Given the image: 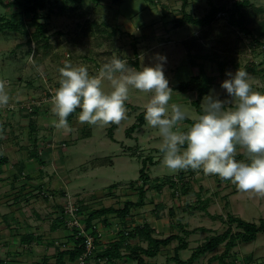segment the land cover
<instances>
[{"label": "rangeland", "instance_id": "374dc122", "mask_svg": "<svg viewBox=\"0 0 264 264\" xmlns=\"http://www.w3.org/2000/svg\"><path fill=\"white\" fill-rule=\"evenodd\" d=\"M4 1L9 3L14 0ZM242 1L248 2L240 13L246 27L254 29L260 23H264V0H188L186 11L196 18L204 17L209 12L211 3L215 6H225L228 12L226 15H218L215 22L207 27L187 24L178 28H174L173 22L177 17L182 16L183 0H122L120 5L116 0H77L75 3L51 0L48 8L40 12L42 16L40 22L45 24L50 38L48 48L38 47L35 42L29 43L30 35L35 31L31 15L23 14L20 7H0V15L14 21L17 25L23 24L17 31L8 28L0 30V79L8 82V91L12 97L11 106L0 109V128H2L0 160L6 159L9 152H12L14 157L13 161L2 164L0 173V255L2 260L9 261L14 258L11 252L3 250L5 229L1 223L2 220L14 221L19 226L23 223L32 225L31 221L35 223L32 228H36L44 235L41 243L36 245L39 247L35 251L38 259L36 263L39 261L43 263L50 261L51 255L57 254L59 251L57 248L64 243L59 242L58 245L54 243L53 246L49 244L50 241L58 240L52 228L53 224L56 225L55 217H58L65 207L77 205L84 210L82 212L84 217L101 208L122 209L128 201L138 202L140 190L143 189L147 192L145 202L141 206L130 208L126 217L129 220L126 219L123 223L116 214H111L93 221L103 237L96 244L94 254L87 258L84 264H111L102 256L103 251L120 237L123 229L147 225L151 229L152 226L155 227L154 237L180 235L189 243L188 249L180 253V258L187 260L199 245L213 235L223 234L229 228L225 222L229 214L256 224L264 219V198L241 193L230 181L221 180L215 175L206 176L202 170L199 174L192 169L171 172L164 167L162 153L159 151L161 140L158 131L148 126L146 121L133 131L136 135L133 141L125 140L126 130L133 123H138L137 116L146 110L144 106L150 99V94L141 93L135 89H130L129 99L125 104L127 118L120 123V129L117 132V139L120 142L134 146L131 152L133 160L129 167L120 165L119 171L116 168L109 172H97L99 175L94 178L95 191L84 190L70 196L67 192L62 195L61 191H55L56 195H54L49 189L44 190L41 186L39 188L36 181L40 179L29 178L30 175L25 173L30 165L33 167L35 163L37 164L36 161L31 163L28 161L31 152L37 150L34 139L39 124L36 122L41 120L39 118L41 112L51 111L52 90L59 86L58 69L66 61L74 66L84 65L90 74H95L107 58L114 54L126 59L127 62L138 59L141 67L155 66L159 62L157 58L159 54L166 57L164 73L172 90L181 83L189 81L193 76L199 75V66L202 65L206 74L216 79L211 95H218L222 100L228 99L226 91L221 88V83L229 78L226 73L234 74L239 68L249 74V82L253 90L264 92V36L257 42L255 38L241 32L240 28L229 24L230 11L234 9L236 2ZM148 24L151 27L146 28ZM118 26L126 31L120 32ZM167 27H173L170 34ZM114 30L119 31L118 34L113 33ZM136 33L142 36L154 34L153 38L157 46L151 49L146 47L141 50V56L137 55L134 45L138 43L137 39L140 36L135 37ZM184 41H188L187 46L183 45ZM189 52L194 57L193 64L188 57ZM33 54H35L36 65L40 66L43 75L29 61V57ZM220 64L225 67V70H221L223 67ZM196 98V92L173 90L170 104L177 103L185 106L189 112L188 119L193 121L199 115L192 104ZM29 105L32 106L28 109H34L33 106H36V110H28L26 106ZM184 124L188 125L186 122ZM48 125L44 129L45 137H49L46 134L52 128ZM96 127L97 135L94 142L101 146L102 134L105 135L104 129L110 128L111 125L103 128ZM72 148L73 145L70 151ZM114 149L110 150L108 155L119 153ZM243 158V155L237 156V159ZM145 159H147L146 175L150 177L148 182H144V178H140L139 175ZM118 163L119 161L116 165ZM21 167L25 171L21 178V181L25 182L24 185L17 184L19 181L12 182L7 176L10 170L19 172ZM179 173L184 175L185 184L182 187L186 185L187 187L177 193L170 180L177 177ZM44 177L42 175V178ZM120 180L129 184L119 185ZM110 184L116 186L106 191L108 188L106 186ZM185 188H189L190 192H185ZM97 189L100 190L97 191ZM55 196H63L61 198H64V201L54 204ZM204 204H207L206 210L202 208ZM54 214L57 215L54 216ZM163 227L166 229L162 230ZM157 228H160V233ZM64 230L69 232L67 237L73 235V231L66 225ZM232 231L236 233L241 229L233 224ZM186 232L191 233L187 235ZM61 233L62 236L65 235L63 230ZM129 241L131 245L136 243L143 247L148 245L143 239H129ZM176 246L178 242L174 241L170 247L161 249V253L156 258L147 259L146 264H175L172 258ZM224 251L223 244L213 252L202 256L194 264H220L218 260L212 259ZM122 254L123 258L116 260L115 264H135L128 259L127 251H122ZM76 262L67 264H78ZM227 262L264 264V233L258 234L252 242H239L231 251Z\"/></svg>", "mask_w": 264, "mask_h": 264}, {"label": "clouds", "instance_id": "9594fccd", "mask_svg": "<svg viewBox=\"0 0 264 264\" xmlns=\"http://www.w3.org/2000/svg\"><path fill=\"white\" fill-rule=\"evenodd\" d=\"M35 54L29 61L36 65ZM155 66L139 70L118 55L107 58L97 73L66 61L58 69V87L52 90L50 125L70 132L68 117L79 109L78 121L90 126L119 125L127 118L130 89L150 94L144 119L158 131L162 164L171 172L192 169L230 181L241 193L264 198V92L253 90L242 68L221 83L228 99L206 95L191 124L187 108L171 103L173 90L164 73L166 57L157 54ZM41 75L43 73L41 72ZM8 82L0 79V109L11 106ZM2 131V128H0ZM243 155V159H237Z\"/></svg>", "mask_w": 264, "mask_h": 264}, {"label": "trees", "instance_id": "16d2710c", "mask_svg": "<svg viewBox=\"0 0 264 264\" xmlns=\"http://www.w3.org/2000/svg\"><path fill=\"white\" fill-rule=\"evenodd\" d=\"M51 0H14L9 3H5L4 0H0V7L5 8H14V7H20L22 8L23 14L31 15V22L32 25L35 28L34 33L30 35L29 43L35 42L39 46L49 47L50 46V38L47 35V31L45 29V24L41 23L40 20L42 18L41 13L42 11H45L48 8V5ZM66 2H77V0H64ZM82 1V0H81ZM117 2L120 0H116ZM248 5L247 1L242 2H236L234 4V9L230 11L229 13V24L232 26H236L240 28L241 32L244 34H247L258 42L259 38L264 36V23H260L258 27H254V29H249L246 27L245 20L242 16L241 10ZM188 6V0H183L182 4V16L180 18H177L174 20V26L176 28L183 27L187 24H191L194 26L199 27H207L213 24L217 18L218 15H226L228 12V9L225 6H215L211 3V8L209 12L202 18H196L192 16L189 12L186 11V8ZM23 26V24H21ZM14 23L12 20H7L4 16L0 15V30H4L6 28L17 31L20 30V26ZM117 31H113L115 33ZM184 46L188 45V41L183 42ZM264 45V44H263ZM135 48V45H134ZM136 49V48H135ZM136 54L137 50H135ZM188 57L191 60V63L194 62L193 55L188 53ZM128 66L133 67L136 69H140L141 65L138 59L136 60H130L128 61ZM221 70H225V67L220 64ZM200 74L197 76H193L190 78L189 81L181 83L179 86L175 87L173 90L179 91V92H196L197 98L192 102L193 106L196 108L198 114H201V103L203 101V98L206 95L210 94L211 89L214 87L216 83V79L213 76H209L206 74V72L203 69V66H199ZM170 87V85H169ZM79 109H77L76 112H78ZM146 110L141 112L137 116L138 123H135L132 127H130L127 131V134L133 132L138 127L142 126L145 123L144 119V113ZM74 112L71 114L68 119L76 113ZM186 122L188 124H191L193 121L190 119H187ZM117 125L111 124V127L109 128V135L113 137V132L115 129H117ZM6 162V159L0 160V173L2 172L1 166ZM146 164L147 159L143 161V168L140 171V178H144V182H148L150 177L146 175ZM183 174L179 173L177 177L183 178ZM171 185H173V180H170ZM184 187H187L184 186ZM182 187V188H184ZM189 188H185V192H190L188 190ZM145 196H146V190H140V199L138 202L128 201L125 206L122 209H116L113 207L108 208H101L99 210H95L91 212L89 215L87 214L86 218V226L87 228L92 227V223L96 218L107 216L111 214H116L118 218L121 219V221L124 223L126 221V217L130 211L131 207H138L144 204L145 202ZM204 210L207 209V204H204L202 207ZM84 210L80 208V212L82 213ZM61 221L63 222V225L65 226V215H64V209L61 213ZM225 222L229 225V228L221 235H213L210 237L205 243L202 245H199L192 253L191 257L184 261L180 258L179 252L182 250H185L188 248V242L184 239V237L180 235H171L165 239H159L153 236V233L155 232L153 229H151L149 226L145 225L143 227H134L130 229H123L120 233V237L114 241L105 251H103L102 256L108 260L111 264H115L114 262L116 260H119L123 258L122 251L128 252V259L132 262H135V264H146L147 259H153L156 258L163 247L170 246L174 241H177L179 244L175 248L174 252L175 255L172 258V261L175 264H194L197 260H199L202 256L206 255L207 253H211L214 250H216L221 245H225V251L218 256L213 257L212 260H218L220 264H237L235 262H227V258L230 257L231 251L238 245L239 242L249 243L254 241L257 238V235L260 233H264V219L260 221L259 224L251 223L243 220L242 218L233 216L229 214L227 216V220ZM235 224L241 231L233 233L232 231V225ZM191 232H186L187 235H189ZM76 231L73 232V235L70 237V239L75 243L73 248L70 249H63L59 250L57 254L55 255L56 264H67L65 261L68 259L69 262H76L79 260L80 256L84 252V248L81 245V243L84 241V237H81L79 239H76ZM143 239L148 243L147 247H143L141 244L136 243L134 245L130 244L129 239ZM99 242V240L96 242V244ZM46 259V258H45ZM2 264V262H0ZM41 264H47V261H44Z\"/></svg>", "mask_w": 264, "mask_h": 264}, {"label": "crops", "instance_id": "0c3cea01", "mask_svg": "<svg viewBox=\"0 0 264 264\" xmlns=\"http://www.w3.org/2000/svg\"><path fill=\"white\" fill-rule=\"evenodd\" d=\"M121 3H122V0L117 2L118 5H120ZM149 27H151L150 24H148L146 28H149ZM172 28L173 27L171 28L167 27V30H169V34ZM118 29L121 30L120 32L126 31L120 28L119 26H118ZM118 32L119 31H117L116 33L118 34ZM153 35L154 34L152 35L147 34L146 36H142V35H139V33H136L135 37L138 38V36H140L137 39L138 43L135 45V48H136L135 50H137V53H139L138 54L139 56L142 55L141 53L142 49L146 47L147 49H151V47L157 46V43L155 42L156 40L153 38ZM209 95H211V91ZM79 111L80 110H78V112H76L71 117V119L70 118L68 119L69 125L71 127L70 132L57 131L56 129L52 127L49 130L50 132H47L46 134V135H49V137L48 136L45 137V131H44V129L46 128L45 126H47L49 123L48 126L51 127L50 121L55 119L56 117L51 115L52 114L51 111L41 112L39 116L41 120H38L36 122L37 124H39V128L38 129L36 128V131L37 130L38 131L37 133H35L36 136L34 139V141L36 142V147H37L36 149L39 150V152L37 150L36 152H33V153L31 152L28 158L29 159L28 161L30 163L36 161L37 164L35 163L36 165L34 164L33 167L30 165L28 169H26V172L23 170V167H21L22 169H20L19 172L15 171L14 169L10 170L7 175L8 179L9 180L11 179V181L15 183L19 181L17 182V184L21 183V185H24L25 182L21 181L22 180L21 178H22V175L26 173L30 175L29 178L33 177V178H36V180L40 179L38 181L34 180L38 183L36 184L39 185L38 186L39 188L41 186V188H43L44 190L49 189L53 191L54 195H56L55 191H61L62 195H64V193L67 192L70 196V194L81 192L84 190H89L91 192L95 191L96 189L94 188L95 187L94 178L96 175H99L98 173L100 172H103V171L109 172L116 168H117V171H119L121 167L120 165H123V167H126V168L129 167L133 160V155L131 152L134 146H130L129 144H126L123 141L120 142L117 139V132L120 129V124L117 125L118 128L114 130L113 137L109 135V127L103 126L105 127L104 129L105 135L102 134V142H101V146H99V144H96L94 142L96 138L95 135H97V130H96L97 127L90 126L88 124H80L78 121ZM134 124L135 123H133L132 126ZM103 127H100V128H103ZM128 129L126 130V133ZM126 135H127L125 139L126 141L131 142L134 140V138H136V135L133 134V132L126 134ZM108 137H110L111 139H107ZM103 139H106V140H103ZM72 145L74 149L72 148V150L70 151V147ZM113 148H115L114 150L119 151V153L116 154V153H113L114 152L113 151L112 155H108L110 154ZM13 158L14 157H13L12 152H9L6 155V162L13 161L12 160ZM118 161L119 163L118 165H116V162ZM42 175H44L45 177L42 178ZM123 183L129 184L128 182L126 183L124 180L118 181L119 185ZM109 186H106L108 187L106 188V191L109 188L116 186V185H111L110 187ZM99 190L100 189H97V191ZM55 197H56V200L54 199L55 200L54 204H56L57 202L58 204H60V202L64 199V198H61L63 196L61 197L55 196ZM61 213H62V210H61ZM56 215L57 214H54V216ZM60 216L61 214L58 217H55L56 225L53 224L54 227L52 228L54 230L53 233L57 235L58 240H56L55 242L50 241L49 244L50 246H53L54 243H57L56 245H58L59 242L61 243L64 242L62 243V245H60L57 248V250H60L62 247H63L62 250L73 248L75 243L70 239V236L68 237L66 236L69 232H67V230H64V225H63V222L61 221ZM126 219L129 220V218H126ZM31 222H32L31 224L34 226L35 223H33V221ZM1 223H3L2 226L4 225V229H5L4 239H3L4 240L3 250H8L14 256V258L10 259L9 261H6L5 259L2 260L3 258L0 255V260L2 264L3 263L4 264H35L38 260L36 257L35 251L39 249V247H37L36 245L37 244L39 245L41 243V241L44 239L43 237L44 235L36 228L35 229L32 228V225H28L27 223H23V225L19 226L18 223H15L14 221L11 222L8 219L2 220ZM163 228L161 229L162 230L166 229V228L164 229ZM152 229L155 231V227L152 226ZM159 229L160 228H157L158 232L160 233ZM62 230H63V235L65 234L64 236H62V233H61ZM161 232L164 233V231H161ZM169 236H162V237L155 236V237L159 239H165ZM64 237H67V238L64 239ZM112 238L114 237L112 236ZM170 246H167V247H170ZM167 247H163V248H167ZM182 251L179 252V256ZM16 255H18L17 258H15ZM55 255L56 254L51 255V258H49L53 260V262H51L50 260V261H47V264H52L54 263V261L56 262V259L54 258ZM187 260H184V261H187ZM65 261L69 263L68 259H66ZM36 264H41V263L39 261Z\"/></svg>", "mask_w": 264, "mask_h": 264}, {"label": "built area", "instance_id": "2783aa9c", "mask_svg": "<svg viewBox=\"0 0 264 264\" xmlns=\"http://www.w3.org/2000/svg\"><path fill=\"white\" fill-rule=\"evenodd\" d=\"M32 105L26 106V108H30ZM34 109H28L30 111H35ZM173 184L175 186V189L178 193L182 189V186L185 184L183 178L175 177L173 178ZM64 215H65V225L71 229L73 232L76 231V238L79 239L81 237H84V241L81 243L80 246L84 248L83 254L80 256L79 260H77L76 263L78 264H84V261L91 257L95 250H96V242L101 240L102 232L99 228L95 225V223L92 224L91 228H87L86 226V218L84 217L83 213L80 212V207L77 205H71L68 207H65L64 209Z\"/></svg>", "mask_w": 264, "mask_h": 264}]
</instances>
